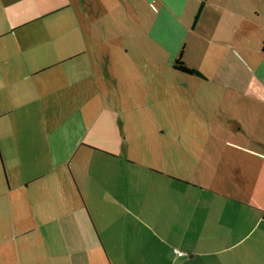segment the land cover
<instances>
[{
  "label": "crops",
  "instance_id": "0c3cea01",
  "mask_svg": "<svg viewBox=\"0 0 264 264\" xmlns=\"http://www.w3.org/2000/svg\"><path fill=\"white\" fill-rule=\"evenodd\" d=\"M0 264H264V0H0Z\"/></svg>",
  "mask_w": 264,
  "mask_h": 264
},
{
  "label": "trees",
  "instance_id": "16d2710c",
  "mask_svg": "<svg viewBox=\"0 0 264 264\" xmlns=\"http://www.w3.org/2000/svg\"><path fill=\"white\" fill-rule=\"evenodd\" d=\"M203 6H204V4H202L201 9H200V12L198 13V16L196 17V20H198V18H199V16H200V13H201V11H202V9H203ZM182 70L185 71V72H189V73H193V74H198L197 72H195V71H190V70H188L187 68H182Z\"/></svg>",
  "mask_w": 264,
  "mask_h": 264
},
{
  "label": "rangeland",
  "instance_id": "374dc122",
  "mask_svg": "<svg viewBox=\"0 0 264 264\" xmlns=\"http://www.w3.org/2000/svg\"><path fill=\"white\" fill-rule=\"evenodd\" d=\"M134 100H136V97L134 98ZM156 109H157V106H156ZM164 108H162L161 107V109L159 110L160 112H163L164 113ZM154 111H152V113H153ZM150 113V114H148V118H150L151 120H152V118H153V121H154V117H155V115H156V113Z\"/></svg>",
  "mask_w": 264,
  "mask_h": 264
},
{
  "label": "built area",
  "instance_id": "2783aa9c",
  "mask_svg": "<svg viewBox=\"0 0 264 264\" xmlns=\"http://www.w3.org/2000/svg\"><path fill=\"white\" fill-rule=\"evenodd\" d=\"M178 252V251H177ZM180 255H183L182 253L178 252Z\"/></svg>",
  "mask_w": 264,
  "mask_h": 264
}]
</instances>
